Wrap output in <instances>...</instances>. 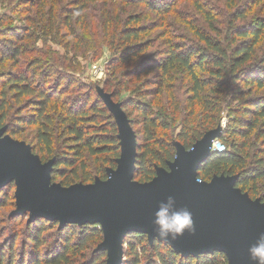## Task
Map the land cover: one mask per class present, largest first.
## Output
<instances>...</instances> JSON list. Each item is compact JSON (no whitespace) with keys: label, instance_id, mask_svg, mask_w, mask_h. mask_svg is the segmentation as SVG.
<instances>
[{"label":"trees","instance_id":"trees-1","mask_svg":"<svg viewBox=\"0 0 264 264\" xmlns=\"http://www.w3.org/2000/svg\"><path fill=\"white\" fill-rule=\"evenodd\" d=\"M137 1L159 15L172 7L168 0ZM191 2L201 23L186 18L182 22L193 39L174 37L163 27L161 46L149 53L157 40L144 38L150 28L139 24L140 16H130L118 34L124 48L107 67L106 91L112 99L128 90L122 79L146 77L120 102L130 124L140 127L133 180L145 183L159 170L170 172L180 150L192 149L226 114L218 136L225 149L200 162L196 177L205 182L219 176L232 179L234 188L264 204V19L237 24L250 20L247 14L253 7L231 14L230 4L226 13L230 16L221 28L206 2ZM77 4L72 10L61 6L57 11L55 0H41L32 4L38 7V19L30 17V22L38 23L43 41L50 37L69 50L66 33L79 39L72 23H79L77 17L85 9ZM33 7L27 6L28 15ZM31 28L26 34L0 38L2 63L11 61L16 67L0 75V130L28 143L42 164L50 163L51 183L68 187L104 181L108 170L117 168L121 152L115 115L95 87L54 68L55 58L35 47L41 37ZM140 54L141 60L135 61ZM123 62L134 64L117 76ZM24 96L31 97L27 114L11 104V99ZM179 115L180 127L174 132L171 124ZM10 186L12 182L0 189V210L7 198L14 199L13 192L7 195ZM28 215L26 210L9 218L15 229L5 220L0 264H108V251L100 247L105 236L99 223L61 224L55 218ZM120 264H229V259L221 250L181 253L162 239L133 230L123 237Z\"/></svg>","mask_w":264,"mask_h":264},{"label":"water","instance_id":"water-1","mask_svg":"<svg viewBox=\"0 0 264 264\" xmlns=\"http://www.w3.org/2000/svg\"><path fill=\"white\" fill-rule=\"evenodd\" d=\"M105 104L115 115L121 152L117 168L108 170V178L104 181L68 187L50 183V163L42 164L28 144L4 135L0 130V187L15 181V213L28 210L32 217L55 218L61 224L67 221L99 223L105 236L100 247L108 251V264H120L124 235L136 230L157 237L151 223L153 213L159 201L172 195L177 206L192 212L196 232L164 241L181 253L221 250L228 256L229 264H251L247 248L257 234L264 231V204L234 188L232 179L219 176L205 182L196 177L200 162L213 152L211 148L198 157L197 148L215 129L192 149H181L171 163L170 172L159 170L151 181L139 183L133 180L134 136L130 132L122 135L116 112ZM181 157L183 159L174 164ZM8 173L11 175L1 181ZM220 178L229 182L237 193L228 194L212 184ZM86 216L101 217L103 225L99 220L82 219Z\"/></svg>","mask_w":264,"mask_h":264},{"label":"rangeland","instance_id":"rangeland-1","mask_svg":"<svg viewBox=\"0 0 264 264\" xmlns=\"http://www.w3.org/2000/svg\"><path fill=\"white\" fill-rule=\"evenodd\" d=\"M133 1V0H132ZM131 0H55L57 11L62 6L63 8L73 9V5L78 2L85 5V9L80 13L81 15L77 17L79 23L72 25L75 28L76 34H78V40L70 38V33H66V41L70 42L69 50L62 44L54 43L47 37L46 41H43V37H41V30L37 27L38 23L30 22V17L33 20H37L36 15V5L32 4H40L41 0H0V38L5 39L10 37L11 33L18 32V34L29 33L33 27L38 30L35 32L40 35V39L35 44V47L42 49L44 52H48L47 58L54 57V68L59 70L60 72L70 74L76 80L91 84L96 88V93L99 97L104 101V103H108L112 109L116 112L117 117L119 119L120 129L122 135L125 133L133 134L134 142L136 143L135 135H140L139 133V125L138 124H130L129 119L127 118L125 112L120 106L121 101L127 100L131 95L130 90L132 85L143 83L142 77L138 81H133L132 79H122L123 87L127 86L128 90H123L121 95L112 99L110 94L106 91V80L110 79L107 74V67L111 64L113 60H116L119 57V53L124 48L122 42L118 39V34L120 30L124 27L127 18L130 16H140L141 20L139 24L145 25V27L150 28L149 33L145 34L144 38L150 37L153 40H157L154 42L153 47L149 50V53L156 48H159L163 42V39L160 37L162 34V29L165 27L170 34H173L174 37L185 36L193 39L191 32L187 29V27L182 22V18H186L192 21H199L201 23L199 14L194 9L191 0H168L167 4L172 3V7L166 14H156L150 11L148 8H145L144 4L138 3L139 1L135 0L132 2ZM173 1V2H172ZM206 2L209 8H211L216 16L217 21H219V25L221 28L225 27V23L227 22L226 13L229 12L228 6L234 5L231 14L235 13V9L237 8H248L251 9V12L247 14V18L249 19H241L238 20L237 24H243V22H251L256 19H264V0H201ZM254 3H257L253 6ZM78 4L76 6H78ZM27 6H34V12L31 15H28L26 12ZM38 8V7H37ZM247 13V12H246ZM29 18V19H28ZM62 14L60 16L61 22ZM247 20V21H246ZM204 22L202 21V24ZM41 24V23H40ZM62 27V26H61ZM66 32V28L62 27V33ZM58 39H61L59 37ZM192 41V40H191ZM187 42V41H186ZM25 44V42H24ZM74 48V49H72ZM51 51V52H50ZM148 53V54H149ZM143 54L139 55V58L135 61L141 60ZM0 57V75L7 71L15 70V66L11 61H3ZM46 61V59H45ZM2 63V64H1ZM47 64H52L51 62H46ZM119 64V63H118ZM134 63L123 62L121 64L120 69L117 71V76H122L123 72L128 70L133 66ZM53 65V64H52ZM11 96H15L14 93H11ZM31 97L24 96L16 101L11 99V104L15 107H19L22 109V114H27V103L29 102ZM226 115V114H225ZM223 115L219 126L212 131L203 143H201L197 148V156L200 157L203 153L208 152L212 148V143L218 139L217 136L220 134L226 123V116ZM131 116L130 119L133 120ZM181 116L179 115V119H177L176 123L171 124V128L174 132L179 129V121L181 120ZM24 142V141H22ZM26 143V142H24ZM28 144V143H26ZM29 145V144H28ZM183 159V157L179 158V160L174 163L177 164ZM161 175L165 176V173H161ZM13 187L10 186L7 190V195L15 193V181H11ZM9 182V183H11ZM51 183V182H50ZM214 186L222 188L228 194H236L237 192L230 186L229 182L220 178L215 180L212 183ZM7 184L3 186L6 187ZM1 186L0 189L3 187ZM14 202V206L13 203ZM16 210V198L14 199L7 198L4 206L0 210V234L3 233L4 229L10 224L12 229L16 227L11 226L13 223V218L11 221L10 217L18 214L15 213ZM20 214V213H19ZM28 216L30 217V213L28 211ZM27 219V218H25ZM23 219V220H25ZM82 219H94L99 220L103 225V221L99 216H86ZM7 220V224L5 222ZM100 225V224H99ZM101 226V225H100ZM22 228V227H21ZM51 232V231H50ZM48 234V233H47ZM52 235H48V238L51 239ZM1 242V241H0ZM50 243V242H49ZM49 243L46 245L48 246Z\"/></svg>","mask_w":264,"mask_h":264},{"label":"clouds","instance_id":"clouds-1","mask_svg":"<svg viewBox=\"0 0 264 264\" xmlns=\"http://www.w3.org/2000/svg\"><path fill=\"white\" fill-rule=\"evenodd\" d=\"M151 223L154 233L162 240H176L185 233L196 232L192 212L186 207L177 206L176 198L172 195L157 203ZM247 253L251 264H264V231L257 234Z\"/></svg>","mask_w":264,"mask_h":264},{"label":"built area","instance_id":"built-area-1","mask_svg":"<svg viewBox=\"0 0 264 264\" xmlns=\"http://www.w3.org/2000/svg\"><path fill=\"white\" fill-rule=\"evenodd\" d=\"M212 149L213 151H223L225 149L224 144H222V142H220L218 139H216L213 143H212Z\"/></svg>","mask_w":264,"mask_h":264},{"label":"bare ground","instance_id":"bare-ground-1","mask_svg":"<svg viewBox=\"0 0 264 264\" xmlns=\"http://www.w3.org/2000/svg\"><path fill=\"white\" fill-rule=\"evenodd\" d=\"M11 174H4L2 177H1V181H3L4 179H6L8 176H10Z\"/></svg>","mask_w":264,"mask_h":264}]
</instances>
